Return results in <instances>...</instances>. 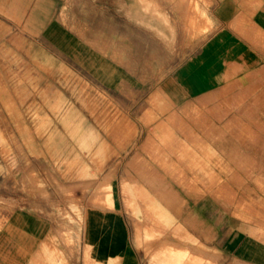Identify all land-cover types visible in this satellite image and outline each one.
Returning a JSON list of instances; mask_svg holds the SVG:
<instances>
[{
  "label": "rangeland",
  "instance_id": "374dc122",
  "mask_svg": "<svg viewBox=\"0 0 264 264\" xmlns=\"http://www.w3.org/2000/svg\"><path fill=\"white\" fill-rule=\"evenodd\" d=\"M124 3L113 2L118 19ZM133 3V31L130 26L94 35L101 38L95 44L103 54L138 70L139 91L121 86L113 98L76 60L49 46L41 55L58 60H0V221L19 208L48 214L57 228V247L72 260L81 248L84 216L91 208L113 206L114 186L139 264H179L178 241L193 244L192 264H225L215 246L223 194L221 178H209V98L183 105L182 118L151 114L144 129L137 128V113L126 104L156 83L158 60H185L196 51L209 27V0H166L171 11L166 18L175 15L177 32L165 37L158 32L156 11L150 12L149 32L143 31L141 9L147 2ZM149 3L156 8V1ZM67 4L59 19H70L78 33L76 11L67 16ZM237 87L264 89V78L243 77ZM246 99L250 103L253 97ZM165 219L171 224L163 231L158 225ZM174 223L192 239L175 236Z\"/></svg>",
  "mask_w": 264,
  "mask_h": 264
},
{
  "label": "crops",
  "instance_id": "0c3cea01",
  "mask_svg": "<svg viewBox=\"0 0 264 264\" xmlns=\"http://www.w3.org/2000/svg\"><path fill=\"white\" fill-rule=\"evenodd\" d=\"M134 1L0 0V60H58L41 55L49 46L76 60L113 98L121 86L140 88L135 67L103 54L95 44L101 40L96 34L129 31L130 26L133 31ZM142 1L147 2L141 9L143 31L149 32L150 12L156 11L159 34L177 32L175 19L173 24L171 20L175 15L166 18L171 12L166 0H152L156 8L150 7L151 0ZM65 2L67 16L76 11L78 33L70 28V19L69 23L59 19ZM113 2H125L119 19L111 11L118 7ZM206 8L209 27L196 51L185 60H158L156 83L141 87L146 90L139 96L142 101L126 104L137 113V128L144 129L150 126L145 122L151 114L159 119L160 114L173 112L182 118L183 105L209 98V178H221L218 191L223 194L221 234L215 246L225 264H264V89L237 87L243 77L264 78V0H209ZM122 26L126 29L118 28ZM191 127L203 137L198 125L192 122ZM110 199L113 206L91 208L84 216L81 248L72 260L62 246L57 247V228L48 214L14 210L0 221V264H139L114 186ZM170 224L165 219L158 227ZM175 234L192 239L179 224ZM174 246L181 255L179 264L196 262L191 242Z\"/></svg>",
  "mask_w": 264,
  "mask_h": 264
}]
</instances>
